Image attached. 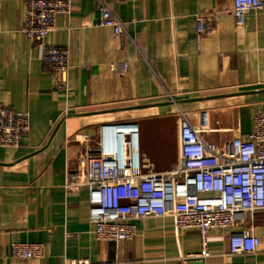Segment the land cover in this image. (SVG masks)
I'll return each instance as SVG.
<instances>
[{
    "label": "crops",
    "instance_id": "1",
    "mask_svg": "<svg viewBox=\"0 0 264 264\" xmlns=\"http://www.w3.org/2000/svg\"><path fill=\"white\" fill-rule=\"evenodd\" d=\"M27 1L0 0V103L30 118L19 149H0V264H264L263 252L230 255L218 232L208 234L202 257L200 235L178 233L172 217L136 222L131 241L98 242L89 188H66L105 124L137 123L140 155L158 173L181 166L180 122L173 131L166 121L172 112L188 111L203 141L229 154L264 113V11L237 18L233 0H69L70 13L46 39L71 55L69 89L58 92L43 49L21 34ZM102 4L125 36L100 27ZM200 13H216L211 34L198 35ZM124 64L122 75L112 69ZM82 134L90 145L77 141ZM234 230L264 237V211ZM16 243L42 244L43 258H14Z\"/></svg>",
    "mask_w": 264,
    "mask_h": 264
},
{
    "label": "built area",
    "instance_id": "2",
    "mask_svg": "<svg viewBox=\"0 0 264 264\" xmlns=\"http://www.w3.org/2000/svg\"><path fill=\"white\" fill-rule=\"evenodd\" d=\"M69 0H28L25 3L21 34L32 45L43 49L44 66L54 75L58 92L69 89L71 55L68 48L47 46L55 31L57 17L69 14ZM264 11V0H233L237 18ZM100 27L109 28L115 38L127 29L105 5H101ZM216 13H200L198 35L211 34ZM122 75L127 65L112 66ZM181 166L158 173L140 155V127L135 122L105 124L99 129L97 147L89 134L77 141L90 145L78 159L76 171L66 188L90 190V224L98 242L122 243L134 239L135 223L150 218L172 217L178 233L197 232L204 244L211 232L228 239L232 256L264 253V237L249 231H235L247 214L264 211V113L252 119V131L246 138L233 139L229 154L214 144H206L184 113H179ZM30 133V118L0 103V149L15 151ZM206 154L212 163H206ZM12 256L22 261L41 259L40 243H16ZM197 257H191L194 260Z\"/></svg>",
    "mask_w": 264,
    "mask_h": 264
},
{
    "label": "rangeland",
    "instance_id": "3",
    "mask_svg": "<svg viewBox=\"0 0 264 264\" xmlns=\"http://www.w3.org/2000/svg\"><path fill=\"white\" fill-rule=\"evenodd\" d=\"M186 113H187V114H185L186 117H190V114L188 113V111ZM127 116H128V114L123 113V114H118L117 117L119 119H124ZM180 119H181V117L179 115H177L176 112H172L170 115H168L166 121L168 120V122L170 124L169 130H173V131L175 130L176 131L177 130V124H178V122H180ZM196 121L199 122L197 117H196ZM141 136H142V132H141Z\"/></svg>",
    "mask_w": 264,
    "mask_h": 264
},
{
    "label": "water",
    "instance_id": "4",
    "mask_svg": "<svg viewBox=\"0 0 264 264\" xmlns=\"http://www.w3.org/2000/svg\"><path fill=\"white\" fill-rule=\"evenodd\" d=\"M189 264H203L201 261H191Z\"/></svg>",
    "mask_w": 264,
    "mask_h": 264
}]
</instances>
